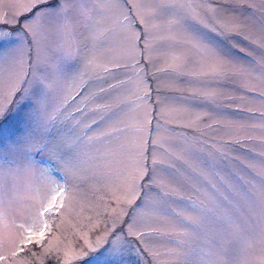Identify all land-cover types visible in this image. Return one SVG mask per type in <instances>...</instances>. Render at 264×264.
Segmentation results:
<instances>
[{
    "label": "snow or ice",
    "instance_id": "1",
    "mask_svg": "<svg viewBox=\"0 0 264 264\" xmlns=\"http://www.w3.org/2000/svg\"><path fill=\"white\" fill-rule=\"evenodd\" d=\"M12 6L22 10L15 12L12 19H0V23H20L21 26L15 31L0 28V120L27 105L24 133L19 141L13 142L9 151L24 155V172H32L41 163L31 158L32 153L43 154L53 160L56 167L39 169L42 175H46L48 187L36 199L32 222L17 224L13 220L10 227L5 224L4 232L0 234V264H32L34 259H39L40 264H44L37 252L29 247L31 245H41L42 255L50 256L57 264H67L64 257L57 254L58 247L54 249L51 242L45 245V238L46 233L52 232L50 219L60 217L63 223V217L71 210L76 197L75 186L68 187L66 180L57 178L58 169L79 179L78 173L83 170L80 167L83 161L80 155L72 151L76 141L69 143L67 138L59 134L57 125L70 122L78 126L80 120L75 119V114L86 115L85 109L97 95H84L87 81L105 79L112 72V68L101 63L96 54L81 56L84 37L80 29L87 27L89 40H115L135 61L132 65L115 62L114 68H137L139 61L136 53L143 34L145 49L151 46L153 38H157L169 42L172 48L196 51L199 58L195 61L187 58L184 52L180 55L169 53L173 60V70H182L187 67V63L194 62L195 68L191 72L181 71V74L191 75L201 83L220 84L243 74L238 59L224 42L243 35L248 26L241 20L220 19L217 9L204 8L195 0H157L147 13L139 5L133 4L135 19L121 12L110 23L103 15L100 19L93 20L91 13L96 6L87 8L84 0H16ZM202 12L205 16L212 13L208 17L211 23L205 22ZM26 13L31 15L21 23L18 17ZM158 20L161 22L157 23ZM136 24L142 28L137 29ZM158 29H163L167 34L154 37V32ZM209 33L220 39L210 37ZM244 38L247 39L246 36ZM260 47L264 48V44ZM231 48L238 49L241 53L246 51L238 44H232ZM247 55L251 56V53ZM57 57L60 63L54 64V58ZM77 61L83 63L82 69L72 67ZM40 72H44V75H38ZM52 74H57L64 80L70 79V90L63 89L54 96ZM116 87L114 84L108 85V89ZM108 89L100 88L99 92L105 93ZM247 91H258L261 99H264V90L250 86ZM218 95L213 90L199 93L201 103L210 112L216 110ZM148 96L149 92L145 90L136 99L147 100ZM77 98L80 99L79 106L69 111L70 104ZM116 107L119 108L120 105ZM89 111L116 115L110 104H98ZM210 112H205L204 117H210ZM149 117L148 111L144 112L142 120L134 114L127 115L122 120L116 116L124 125L123 128L111 126L109 131H102L97 137H89L91 141L115 133L123 135L130 130L137 134L134 140L119 147L120 167L115 170L117 179L109 188L108 202L91 205L95 220L89 217L87 225H79L88 231L81 234L83 245L75 253L74 259L85 260V264L88 257L96 264H129L130 257L140 259L145 252L153 257H186L189 254L182 250L185 237L200 226L208 210L204 200L184 195L182 190L190 187L188 180L192 175H202L197 173V165L191 161L199 159L203 164L207 160L200 157L202 149H195L194 144L188 143L190 138L186 133L178 134L184 143H177L169 150L167 158H157L155 154L149 156L148 141L144 135L147 126L151 124ZM99 119L105 120V115H101ZM199 119L201 117L197 116V120ZM96 123L97 120L93 119L92 124ZM183 127L199 131L195 121ZM208 127L212 125L209 124ZM205 146L219 151L215 144ZM108 151L111 153L110 149ZM211 154L209 152L208 156ZM177 162L180 163V168L177 167ZM145 187L149 191H144ZM212 188L215 189V185ZM193 190L198 192L197 189ZM2 206L0 188V217L5 215ZM242 230L240 224L234 226V234L238 235ZM53 237L59 239L55 234ZM157 243L163 251L154 247ZM224 254L227 255V252ZM64 255L67 256V252ZM242 264L250 262L243 261ZM258 264H264V249Z\"/></svg>",
    "mask_w": 264,
    "mask_h": 264
},
{
    "label": "rangeland",
    "instance_id": "2",
    "mask_svg": "<svg viewBox=\"0 0 264 264\" xmlns=\"http://www.w3.org/2000/svg\"><path fill=\"white\" fill-rule=\"evenodd\" d=\"M15 2L16 0H0V19H12L15 12L22 10L12 6ZM195 2L204 8L217 9L220 19H237L247 24L243 35L224 42L238 59L242 75L220 84L201 83L191 75L181 74V71L191 72L195 68L194 62L186 61L187 67L174 71L171 67L173 60L169 55L173 52L176 55L184 52L187 58L195 61L199 58L196 51L172 48L169 42L157 38H153L151 46L145 49L143 34L136 53V59L139 61L137 68H114L115 62L132 65L135 61L115 40H89L87 27L80 29L84 37L81 56L96 54L101 63L112 68V72L105 79L87 81L84 95H97L85 109L86 115L75 114V119L80 120L78 126L70 122L57 125L59 134L67 138L69 143L76 141L72 151L80 155L83 161L80 165L83 170L78 173L79 179L58 169L57 178L66 180L68 187L75 186L76 197L71 210L63 217V223L60 217L50 219L52 232L46 233L45 238V245L51 242L54 249L58 247L57 254L64 257L67 264H85V260L74 259L75 253L83 245L81 234L88 231L79 225H87L89 217L95 220L91 205L108 202L109 188L117 179L115 170L120 167L119 147L134 140L137 134L130 130L123 135L115 133L91 141L89 137H97L102 131H109L111 126L123 128L124 125L116 116L122 120L127 115L134 114L142 120L145 111L150 113L151 119V124L147 126L144 134L148 141L149 156L155 154L157 158H167L169 150L177 143H184L178 135L180 133L187 134L190 138L188 143L194 144L195 149H202L200 157L207 160V163L202 164L199 159L191 161L197 165V173L202 175H192L188 180L190 187L182 192L184 195L204 200L208 211L204 214L200 226L191 230L190 235L185 237L182 250L189 253L186 257H153L145 252L140 259L130 257L129 264H242L243 261L258 264L264 249V99H261L258 91L249 92L247 88L251 86L264 90V48L260 47L264 44V0ZM84 3L90 9L96 6L91 13L93 20H98L103 15L110 23L121 12L135 19L133 4L139 5L147 13L155 6L157 0H84ZM29 15L31 13H26L18 19L22 23ZM201 15L206 23H211L208 17L212 13L205 16L202 12ZM20 26V23H0V28L11 31L19 29ZM136 28L142 26L136 24ZM166 34L163 29H158L154 32V37ZM209 36L220 39L213 33H209ZM232 44H238L246 51L241 53L238 49L231 48ZM249 52L251 56L247 55ZM55 63H60L58 57L54 58ZM72 67L82 69L83 63L77 61ZM38 75H44V72ZM51 80L54 96L63 89L70 90V79L64 80L59 75L52 74ZM109 84L117 87L108 89ZM100 88L108 91L100 93ZM145 90L149 92L148 99L137 100L136 96L143 95ZM209 90L219 93L216 97V110L211 112L201 103L199 96L200 92ZM102 103L112 105L116 115L89 111ZM79 104L80 99L77 98L68 110H74ZM117 105L120 107H116ZM27 111L28 106L24 105L0 120V188L5 214L0 217V234H3L5 224L10 227L13 220L17 224L32 222L37 206L36 199L42 196L48 187L47 177L42 175L39 169L56 167L53 160L43 154L32 153L31 158L41 163L32 172H24V155L9 151L13 142L19 141L24 133ZM205 112H210V117H204ZM101 115H105V120L99 119ZM197 116L201 119L197 120ZM93 119L97 120L96 124H92ZM192 121L196 122L199 131L183 127ZM209 124L212 127H208ZM212 144H215L218 152L205 146ZM209 152L212 153L211 156H208ZM177 167H181L179 162ZM212 185H215V189ZM144 191L149 189L145 187ZM237 224L243 228L238 235L234 234V226ZM53 234L59 239H54ZM29 247L37 252L44 264H57L50 256L42 255L41 245ZM154 247L163 251L159 243ZM169 247L174 248L175 245ZM225 251L227 255L224 254ZM65 252L67 256L64 255ZM24 255L27 257L26 253ZM32 264H40L39 259L32 260ZM87 264L96 262L88 257Z\"/></svg>",
    "mask_w": 264,
    "mask_h": 264
},
{
    "label": "trees",
    "instance_id": "3",
    "mask_svg": "<svg viewBox=\"0 0 264 264\" xmlns=\"http://www.w3.org/2000/svg\"><path fill=\"white\" fill-rule=\"evenodd\" d=\"M2 122V121H1Z\"/></svg>",
    "mask_w": 264,
    "mask_h": 264
}]
</instances>
